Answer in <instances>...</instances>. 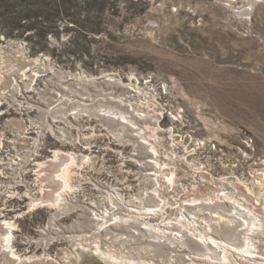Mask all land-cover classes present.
<instances>
[{
  "label": "rangeland",
  "instance_id": "obj_1",
  "mask_svg": "<svg viewBox=\"0 0 264 264\" xmlns=\"http://www.w3.org/2000/svg\"><path fill=\"white\" fill-rule=\"evenodd\" d=\"M68 1L63 5L61 0H0V73L5 72L1 68L3 61L20 54L26 59H46L54 69L35 77L28 90L22 89L18 94L6 90L0 94L3 158L15 151L23 158L27 152H34L33 157L39 161L53 157L52 151L63 146L49 128L32 131L34 138L14 141L16 128L10 119L21 118L24 124L32 119L40 121L39 107L49 109L46 102H39L40 92L48 91L52 97H57L56 91L69 95L68 85L75 89L83 84L80 76L111 73L116 82L125 84L134 78L136 84L145 83L164 92L168 106L184 115L180 132L191 149L201 146L203 140H211L215 150L204 144L190 156L209 167H203L208 176L254 183L256 172H264V0L252 10L245 4L248 0H97L96 4L92 0H73L75 6ZM58 5L65 6L64 10L58 12ZM238 6L248 8L250 13H240ZM102 88L91 86L90 90L101 94ZM27 103L34 108L19 109V104ZM81 127L83 133L89 132L83 130V123ZM108 134L102 130L93 139L98 146L95 150L99 151L92 152L84 166L73 169L75 188L74 181L81 180L80 175L84 178L74 194L79 204L97 201L102 195L97 187H117L124 200L141 190L139 176L135 175L138 165L130 160L133 147L115 144L113 152ZM73 138L76 144L65 140L66 146L78 151L86 138ZM249 140L253 144L250 148L243 143ZM183 170L178 172L183 177L180 180L186 185L194 183L193 176L187 178ZM9 172L10 169L1 175L5 181L0 185V227L5 226L4 220L14 223L11 245L17 255L50 256L54 264H125L104 259L80 244V240L66 237L91 233L89 228L83 231L82 227L70 225L83 213L80 207L51 221L56 209L33 206V186L29 184L28 191L24 186L15 188L17 174ZM143 180L140 179L144 184ZM256 185V192L264 191V185ZM73 193L70 196L74 198ZM40 196L33 195L37 199ZM47 228V232L63 231L64 235L45 242L42 237ZM2 236L0 231V264H7ZM107 237L105 247L111 251L138 254L136 248L128 250ZM32 262L41 264L36 259Z\"/></svg>",
  "mask_w": 264,
  "mask_h": 264
},
{
  "label": "bare ground",
  "instance_id": "obj_2",
  "mask_svg": "<svg viewBox=\"0 0 264 264\" xmlns=\"http://www.w3.org/2000/svg\"><path fill=\"white\" fill-rule=\"evenodd\" d=\"M259 1L248 0L245 4H249L252 10L253 6L256 5V8L259 5ZM236 10L243 14L250 13L248 8L242 6H238ZM16 56L2 62L1 68H4L5 72L0 73V94H4L6 90L12 91L13 94H18L22 89L28 90L35 77L42 75V72L54 70L46 59H26L21 54ZM113 75L103 73L91 78L80 76L83 84L75 89L68 85L67 87L72 89V93L69 90V95L63 92L57 94L55 90L57 97H52L48 91L40 92L39 102H46L49 109L44 110L42 106L37 108L38 112L41 111V119H32V122L42 131L49 128L57 139H64L75 145V138L72 137L75 134L67 126L76 128L78 141L86 136L81 132L79 123L72 117L77 120L82 115L99 117L104 128L114 137L122 144L133 147L130 160L138 165L135 175L139 176L141 185L139 194L124 200L120 197L119 188L102 186L97 187L102 194L97 201L79 204L74 194L79 190L84 178L79 174L81 180L77 178L78 181H74L75 188L72 183L75 174L73 169L75 166L81 168L89 162L90 155L85 154L88 147L81 146L78 151H70L66 143L62 142L61 145L65 147L63 150H53V157L37 160L34 165L27 166V172L38 177L35 183L37 186L34 185L31 189H35L34 193L42 194L37 199L33 197L34 193H30L33 206L41 204L56 209L51 215V221L80 207L83 213L70 225L82 227L83 231L86 230L84 228H89L91 233L65 236L80 240L79 243L84 247L112 262L264 264V191L256 192L254 189L256 184L260 187L264 185V172H256L253 184L251 181L250 184L244 180L231 181L228 177L213 179L208 176L203 167L190 158L193 154H188L186 143L172 139V145L160 144L157 142L159 136L155 123L145 118H136V112H140L138 107L143 105L146 99L145 85L137 86L134 78H129L130 81L125 84L121 80L118 83ZM99 77L104 78L97 81L96 78ZM91 86L95 89L105 88H102L103 92L100 94L93 93ZM27 104H19V109L34 108L32 103ZM10 123L16 128L12 140L34 138L32 135H23L26 133L27 124H24L21 118H12ZM2 140L0 137V142H3ZM14 158L10 156V162H14ZM48 165H51V169ZM185 168L188 169L184 171ZM47 170L51 174L45 172ZM180 170H183L182 174L187 178L188 175L193 176L194 183H183L182 175H178ZM140 179H144V184ZM4 181L0 177V185H3ZM93 184L96 187L97 183ZM72 193L74 198L70 196ZM200 213L202 214L199 215ZM3 225L5 226L0 227L2 239L5 241L2 253L7 264H31L34 259L41 264H54V259L50 256L21 258L17 255L11 245L15 225L11 220H4ZM48 228L43 230L45 235L42 238L45 242L64 235L63 231L47 232ZM107 235V238L123 244L128 250L136 248L138 254H125L106 248ZM142 252L144 255H141Z\"/></svg>",
  "mask_w": 264,
  "mask_h": 264
},
{
  "label": "built area",
  "instance_id": "obj_3",
  "mask_svg": "<svg viewBox=\"0 0 264 264\" xmlns=\"http://www.w3.org/2000/svg\"><path fill=\"white\" fill-rule=\"evenodd\" d=\"M136 84V83H135ZM138 85H145V87L147 88L144 93H146V95L144 97H146V99L143 102V105H141L140 107V112L137 113L136 112V118L140 119V118H145L147 120H151L155 123V127H157L158 129V136L159 138L157 139V142H159L160 144H171L172 145V139L177 140L179 142H185L183 135H181L182 133L180 132L181 126H179V123L183 124L184 123V115L183 113L178 110L177 108H171L170 106H168L167 104V99H166V95L164 92L162 91H158L156 89L149 88L147 84H136ZM134 90V89H133ZM127 103V101H125ZM131 110V108H130ZM72 119H74L75 121H77L79 123V126H82V123L84 124V128L83 130H88L89 132L87 133L86 131H84V133L81 132L86 136L84 138H86V141H84V144H82L84 147H88L85 150H87L86 154L88 155H92V152H97L99 150H95L98 148V146L95 145L93 139H95L98 135L102 134V130L108 131L109 134L107 137H111V142H109L111 145L110 149L115 152L116 149H114L112 146L116 144V146H121L123 147L124 144L121 143V141L118 140V138L114 137V135L111 134V132L104 128V125L102 124V121L99 117L95 116V117H89L86 115H82L78 118L72 117ZM166 121V122H165ZM93 123V125H90V123ZM35 122L29 121L28 128L25 130L26 133H24L23 135H30L32 133V131L34 133H38L40 130L39 126L37 124H34ZM86 124V125H85ZM67 126V125H66ZM67 128L69 130L72 131V128L76 129L75 127H68ZM82 129V127H81ZM73 134H75L76 136V130L72 131ZM166 134V135H165ZM22 136V135H21ZM38 136V135H37ZM73 137V136H72ZM83 140V138H81ZM60 143L62 144V142L66 143L65 140H60ZM69 142V141H68ZM211 140L205 141L203 140L202 143H200L199 145L201 146H197L193 149H191V147L187 144V147L189 148L187 151H189L188 154H193L195 155L197 152L198 148L203 147V145L205 143H207L209 145V148L211 150H215V145L212 143H210ZM249 142H251V140H249L248 142L243 141L244 144L247 145H253L252 143L249 144ZM66 145V144H65ZM125 145H129V144H125ZM82 146V147H83ZM177 146V145H174ZM212 146V147H211ZM65 147V146H64ZM63 147V148H64ZM115 147V148H117ZM204 148V147H203ZM250 148V147H248ZM217 149V148H216ZM206 151L210 152L211 150H208L207 148H205ZM42 151V149H41ZM134 151V150H133ZM131 151V152H133ZM34 153V152H33ZM32 152H27L25 154V157H20L16 154H18L16 151L14 154H11L10 156H14V162H10L9 158L10 156H8L7 158H3L0 155V177L1 179L4 178L1 175H5L6 172H8V169L11 170V172H9L10 174L13 172H16L17 174V180L14 183H17L14 187L18 189V185L19 186H24L27 187V191H28V187H30L31 185L34 186L37 184H35L37 182V178L34 174H30L29 172H27V166L28 165H34V160L38 159V157H33ZM93 153V155L95 154ZM132 154V153H131ZM89 156V158H91ZM37 161V160H36ZM200 164V163H199ZM200 166H202V164H200ZM205 169H208V166H202ZM26 172V173H25ZM5 173V174H4ZM44 176V175H43ZM36 179V180H35ZM31 184V185H29ZM19 189L21 190V188L19 187ZM17 193L20 194V191L17 190ZM37 194H41V192H37ZM42 195V194H41ZM23 197H25V195H21ZM19 197L20 200H23L22 197ZM41 206V204H39Z\"/></svg>",
  "mask_w": 264,
  "mask_h": 264
},
{
  "label": "trees",
  "instance_id": "obj_4",
  "mask_svg": "<svg viewBox=\"0 0 264 264\" xmlns=\"http://www.w3.org/2000/svg\"><path fill=\"white\" fill-rule=\"evenodd\" d=\"M69 1L71 2L72 5L75 6V3H74L73 0H69ZM69 1H68V2H69ZM61 2H62L63 5L66 3L65 0H61ZM92 3H93V4H96V3H97V0H92ZM103 3H104V2H100L101 5H103ZM64 7H65V6L58 5V6H57V11H58V12L63 11V10H64V9H63Z\"/></svg>",
  "mask_w": 264,
  "mask_h": 264
}]
</instances>
